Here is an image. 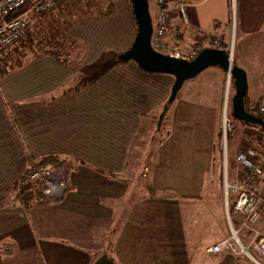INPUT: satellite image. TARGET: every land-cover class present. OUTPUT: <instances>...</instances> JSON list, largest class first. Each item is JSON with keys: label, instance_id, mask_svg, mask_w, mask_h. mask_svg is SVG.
I'll return each mask as SVG.
<instances>
[{"label": "crops", "instance_id": "obj_1", "mask_svg": "<svg viewBox=\"0 0 264 264\" xmlns=\"http://www.w3.org/2000/svg\"><path fill=\"white\" fill-rule=\"evenodd\" d=\"M177 1L168 0L167 39L184 52L201 35L219 39L246 74L245 109L264 105V0H183L187 23L174 11ZM112 2L110 14L86 19L103 20L95 33L107 40L86 36L84 67L31 41L54 14L29 27L27 59L0 65V264H254L229 251L208 252L229 231L223 194L208 181L215 134L223 129L226 71L217 73L221 89L212 98L177 93L168 103L173 76L102 58L109 46L126 50L136 34L130 1ZM234 120L255 134L243 130L226 145L224 159L230 154L233 162L240 145L258 150L264 136ZM48 155L74 161L65 195L15 201L14 185ZM257 194L264 196V174ZM256 227L264 231L262 223Z\"/></svg>", "mask_w": 264, "mask_h": 264}, {"label": "built area", "instance_id": "obj_2", "mask_svg": "<svg viewBox=\"0 0 264 264\" xmlns=\"http://www.w3.org/2000/svg\"><path fill=\"white\" fill-rule=\"evenodd\" d=\"M63 1L65 0H0V55L27 37L28 29L35 18L50 14ZM152 6L155 9L151 36V46L154 50L190 61L204 46L219 47V39L209 35H201L192 49L189 52H184L178 44L167 39L172 13L168 0H153ZM174 11L180 22L187 23V4L183 0L176 2ZM229 79L228 77L227 81ZM248 109V111L264 116V105L260 103H250ZM223 126L224 132L230 127V121L225 116ZM236 159L242 164L244 171L236 183L230 184L231 193L235 195L230 213L241 215L238 222L239 231L247 237L249 248L244 247L237 233L230 229L231 234L209 247L208 252L216 254L229 251L235 256L241 257L239 255L241 253L253 259L251 252L264 256V234L260 233L255 226L259 215L256 207L259 197L257 194L258 179L264 174V145L255 151L252 149L244 150L237 155ZM24 177L26 180L39 185L43 194L52 199H61L68 189L66 172L54 166L33 164ZM231 241L235 243L233 244Z\"/></svg>", "mask_w": 264, "mask_h": 264}, {"label": "rangeland", "instance_id": "obj_3", "mask_svg": "<svg viewBox=\"0 0 264 264\" xmlns=\"http://www.w3.org/2000/svg\"><path fill=\"white\" fill-rule=\"evenodd\" d=\"M107 1L108 0H65L63 1L62 3H60L61 12L56 16V18L54 16V20H52L50 17L48 19V24L46 25L47 27H44V29H39L38 32L36 33L37 38H34L31 41H35V43H39L41 47H44L43 50H47V49L55 50L57 48H61V51L56 50V53H59L62 57H65L66 59L64 60H68L70 62L76 63V66L79 65L80 67H84V64L87 62L86 59H87V54H88V49H89L86 36L92 38V40H90L92 42L97 41L99 43L101 42L104 43V41L107 40V39L106 40L102 39L100 36H98V38L100 39H97V36L95 33L96 26L100 25L99 23L102 22L103 20L98 19L97 21H91V25H90L89 24L90 22L86 21V19L88 17L94 16L93 14L100 16L101 11L105 5L104 3H106ZM119 1L121 2V0ZM149 3L151 5L150 14H151L152 19L154 20L155 11H153V8H152L153 0H149ZM57 9L52 10L53 12L51 11L52 13H50L49 16L56 13ZM49 16L44 15L45 18ZM231 20L232 18L230 19V21ZM51 23L52 25H50ZM116 27H119V25L116 24ZM115 33H119V31L116 30ZM116 38H119V35H117ZM28 41H30L29 33L27 34V37H25L21 42L16 43L14 46H12L7 51H5L6 55H5V52L0 55L1 57L0 61L2 63L0 65L4 66L5 63L3 62H5L6 60H9V62H11L12 61L11 59L13 60L17 59L18 61L27 59L28 56L24 57L23 55H24V51L27 52L26 47L28 43L31 42V41L30 42ZM110 41H112V39H110ZM120 50H123V49L122 48L118 49L117 47L115 48L113 46H109L107 49H104L102 58L105 59L110 56L115 57L118 54V52H120ZM14 53H17L16 57L13 56ZM66 54H68L69 56H67ZM29 56H32V54ZM3 66L0 67V71H2ZM90 69L92 70V68ZM221 70L224 71L222 68L218 66H210L202 70L200 73H198L196 77L184 81L182 87L178 91V97L184 96L183 95L184 93L189 94L192 92H196L198 93V95L192 94V96L196 99L203 100L207 98L206 96H208L209 98H212L213 93L221 89V84L219 80L220 78L217 75V73L221 72ZM228 74L229 73L225 72L224 78H223L224 86H225L223 96H224L225 101H227V103L223 104L222 121L224 119V116L229 120V114L231 112L230 111L231 98L234 93V88L231 87L232 79ZM165 75H170V74H165ZM228 77L230 78L229 79L230 88H228V86L226 87V82H227ZM222 87H223V84H222ZM212 89H215V90L212 92L211 91ZM222 127H223L222 130L219 129L218 137H217V134H215V146L217 150L216 158H215L216 170H214V167H213L212 171H215V172L211 173V175L210 174L208 175L209 176L208 181L210 185L218 187L220 189V192L223 194V199L225 200V214L224 215H225V219H226V222L228 224V229H229L228 236L231 234L230 229L234 230L237 233L238 238L241 241V244L244 247L249 248L248 241L246 240L247 237L243 235L241 231H239L240 226H239L238 221L236 222L237 219H240L241 215L237 213L233 215V213H230L228 193L232 192V190L229 188L230 184L236 183L240 175L244 171V167L236 159L237 155L244 150L246 151L247 149H252L253 151L255 150H254V147H251L253 146L251 144L252 142H244L242 145L238 147L237 154L234 157V162H233V159L231 160L230 158L231 156H229L230 154L227 156V161L224 159V151L226 152L225 150L226 145L230 146L233 143V141L234 142L237 141L236 139H238L240 135H242L243 130L245 131V134H248L249 136L254 135L255 130L247 126L246 127L241 126L239 128H236L235 120L232 118L230 121V127H231V128L229 127L230 130H228L227 128L225 131L226 133H225L223 131L224 126L222 125ZM158 138L159 136H156L155 141H158L159 140ZM217 138L219 140H217ZM232 138H234L235 140H231ZM258 139L261 140V142L257 149H259L261 146L264 145V136L261 135L260 137H258ZM242 141L244 140L242 139ZM223 164L225 166V170H224ZM139 174L141 175L140 172ZM224 215L222 216L224 217ZM259 232L264 234V231H262L261 229L259 230ZM231 242L233 244L235 243L234 241H231ZM251 253L255 259L254 258L250 259L241 253H239V255H241V257L245 259H248V261L254 264H264L263 255H257V254H254L253 252Z\"/></svg>", "mask_w": 264, "mask_h": 264}, {"label": "water", "instance_id": "obj_4", "mask_svg": "<svg viewBox=\"0 0 264 264\" xmlns=\"http://www.w3.org/2000/svg\"><path fill=\"white\" fill-rule=\"evenodd\" d=\"M136 24V34L131 45L116 55L118 61H133L146 73L170 74L174 77L168 103H171L184 81L194 78L207 67L218 66L229 73L234 93L231 98V115L237 121L264 128V119L248 112L244 106L246 74L231 63L230 52L219 48H203L194 59L187 61L165 55L151 46L153 31L149 0H129Z\"/></svg>", "mask_w": 264, "mask_h": 264}, {"label": "trees", "instance_id": "obj_5", "mask_svg": "<svg viewBox=\"0 0 264 264\" xmlns=\"http://www.w3.org/2000/svg\"><path fill=\"white\" fill-rule=\"evenodd\" d=\"M104 4L105 5H104V7H103V9L101 11V14L102 15H108L112 11L113 2H112V0H108ZM58 14H59L58 12L54 13V15L51 17V19L54 20V16L56 18V16ZM42 17H44V16H42ZM52 23H53V21H52ZM52 23L50 25H52ZM37 44H39V43H37ZM219 48H223V49L225 48L223 43L220 42ZM57 49H59L58 51H61V48H57ZM66 55L69 56L68 54H66ZM66 55H64V56H66ZM255 115H257V116L261 117L262 119H264V116H262L260 114H255ZM230 128L228 130H230ZM257 128L264 132V128L263 127L257 126ZM217 137H218V134H217ZM217 140H219V139L217 138ZM45 164H52L50 166H54V167H56L58 169H63L66 172L67 177H68V172H69L70 169L73 168L74 161H72L70 159H67V158H64V157H59V156H55V155H48L46 157L41 158L39 161H37V163L35 165L42 166V165H45ZM27 170H26V172H27ZM214 170H216V166L214 167ZM26 172L22 175V177H20V179L14 185L15 186V191H16V193H15V201L18 200V201L25 202L27 200H31V201L34 200V201L41 202V201H45V200L46 201L56 200V199H52V198L46 197L43 194L42 188L39 185H37V184H35V183H33V182L29 181V180H26L25 177H24ZM68 189H69V181H68ZM228 202H229V209H231L232 202L230 200H228ZM256 207H257V211H258L259 215H258V218L256 219L255 226H256V224L258 226L259 223H262L263 224V228H264V196H259L258 197V201H257ZM237 221L239 222V219H237L236 222ZM234 223H235V221H234ZM257 229L260 230L259 228H257Z\"/></svg>", "mask_w": 264, "mask_h": 264}]
</instances>
